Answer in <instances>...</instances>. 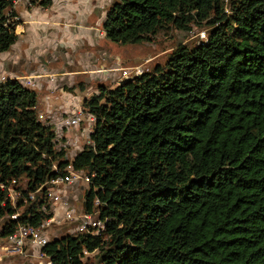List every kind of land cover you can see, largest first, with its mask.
<instances>
[{
  "label": "trees",
  "instance_id": "16d2710c",
  "mask_svg": "<svg viewBox=\"0 0 264 264\" xmlns=\"http://www.w3.org/2000/svg\"><path fill=\"white\" fill-rule=\"evenodd\" d=\"M12 5L0 0V53L17 36ZM104 24L122 44L195 28L208 38L100 83L82 104L93 143L72 157L39 117L38 90L0 82V183L21 193L14 205L0 187V236L53 215L48 182L71 164L90 174L83 212L106 223L50 236L53 264H264V0H112Z\"/></svg>",
  "mask_w": 264,
  "mask_h": 264
},
{
  "label": "crops",
  "instance_id": "0c3cea01",
  "mask_svg": "<svg viewBox=\"0 0 264 264\" xmlns=\"http://www.w3.org/2000/svg\"><path fill=\"white\" fill-rule=\"evenodd\" d=\"M32 1L20 0L12 5L19 15L17 21L25 27L15 28L14 43L0 53V82L19 75L30 77L34 82L30 86L39 92L38 110L61 105L81 107L86 96L98 91L100 83L113 80L112 73L97 77L96 70L99 65L114 64L120 54L107 38L104 24L112 0H52L49 6ZM52 73L53 78L49 75ZM91 126L85 120L72 133L83 128V142L91 137ZM77 151L73 145L71 157ZM86 185L82 179L67 182L61 200L54 204V214H83L82 208L77 209V201L83 200ZM35 251L29 249L27 255H37Z\"/></svg>",
  "mask_w": 264,
  "mask_h": 264
},
{
  "label": "built area",
  "instance_id": "2783aa9c",
  "mask_svg": "<svg viewBox=\"0 0 264 264\" xmlns=\"http://www.w3.org/2000/svg\"><path fill=\"white\" fill-rule=\"evenodd\" d=\"M20 0H13L17 2ZM32 1V0H27ZM19 15L12 14L8 17V22L11 27L14 29L17 26L24 29L25 24L17 21ZM204 36L206 35L203 32ZM208 38V37H207ZM205 38V39H207ZM120 60V62H119ZM109 69L110 74H113V80L116 83H121L123 80L133 77L136 74L143 72V67L136 66H123L121 64V58L116 56V61L111 66H101L96 69L98 71H102L103 69ZM51 78L54 77V73L49 74ZM24 83L28 85H33L34 82L30 77L19 75L17 76ZM96 92V91H95ZM98 92V91H97ZM94 93V92H93ZM38 108V107H37ZM39 117L47 121V123L52 124L55 129V140L58 142L59 146H66L69 148V151L75 145L78 150L84 148L86 145L93 143L90 136L86 138L83 142H81V138L85 136V130L83 128L76 132L72 133V130L78 127H81L82 123L87 120L88 124L94 125L95 116L89 112H85L83 107H69L65 108L63 105L60 108H51L48 106L47 111L38 110ZM93 126H91L92 128ZM87 136V134H86ZM92 175V174H91ZM82 179L88 182L90 180V174L86 173L83 170H76L72 167L71 164L67 167V173L63 176H59L57 178H53L48 182V197L53 205L57 203L62 198L63 187L67 182H71L74 180ZM16 179L12 181V183L5 185L0 183V187L8 189V197L11 202L16 205L19 198H21V193L19 190L15 188ZM38 194L31 192L30 197L36 198ZM99 200L97 199V202ZM20 212H13L10 217L19 218ZM78 224L76 228H84L89 224L97 226L95 232L101 231L106 223L105 220H99L95 218L91 213H83L79 215H74L73 212L67 211L62 216H57L53 213V215L47 218L40 226H31L28 224L19 223L15 229L8 235L2 236L0 239V260L3 257L13 259L15 256L19 254H27L29 249H34L37 251V255L41 257H45L46 260L42 261V264H53L52 260L49 256L41 250V247L49 240V229L53 223H62L63 221H72L77 220ZM4 220V217L0 215V224Z\"/></svg>",
  "mask_w": 264,
  "mask_h": 264
},
{
  "label": "rangeland",
  "instance_id": "374dc122",
  "mask_svg": "<svg viewBox=\"0 0 264 264\" xmlns=\"http://www.w3.org/2000/svg\"><path fill=\"white\" fill-rule=\"evenodd\" d=\"M203 32L206 34V31L204 29H199V28H195L194 30H192V32L188 34L178 30H174L172 33L169 34L160 32L156 36H154V38L141 44H122L113 40H109V41L111 42L112 46L116 47V50L114 51L119 52L120 57L122 56L121 64H123V66L139 65L143 67L144 69L143 72H144L146 69L153 68L158 61H164L168 52L172 50V48L177 44V42L179 41L192 42L196 39L198 40L201 38H207V34L204 36ZM111 65H113V62ZM111 65H107V67ZM97 72L99 71L97 70ZM107 84L114 85L115 82L108 81ZM88 135L89 132H87V136ZM77 204H79V207L77 209L81 210L82 198H81V203L80 201H77ZM72 221L65 220L63 221L64 225H58L60 223H53L48 231L49 235L53 236L54 234L67 231L69 229L68 225H71ZM33 253L34 252H31L29 256L27 255L28 253L24 254L27 256H22L23 254L17 255L13 259L3 257L0 260V264H42V261L46 260L45 257L34 255ZM35 254H37V251H35ZM86 255L92 256L93 252H86ZM85 259L86 256L83 257V260Z\"/></svg>",
  "mask_w": 264,
  "mask_h": 264
},
{
  "label": "water",
  "instance_id": "95a60500",
  "mask_svg": "<svg viewBox=\"0 0 264 264\" xmlns=\"http://www.w3.org/2000/svg\"><path fill=\"white\" fill-rule=\"evenodd\" d=\"M104 74H110L109 69L105 68L102 71H99L98 74H97V77H102Z\"/></svg>",
  "mask_w": 264,
  "mask_h": 264
}]
</instances>
